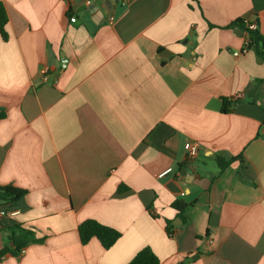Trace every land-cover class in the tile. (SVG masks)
Segmentation results:
<instances>
[{
    "label": "crops",
    "instance_id": "0c3cea01",
    "mask_svg": "<svg viewBox=\"0 0 264 264\" xmlns=\"http://www.w3.org/2000/svg\"><path fill=\"white\" fill-rule=\"evenodd\" d=\"M0 3V185L27 191L0 222L40 240L0 264H129L146 247L160 264H264V60L235 56L246 33L226 28L264 37V0ZM218 155L242 160L214 179ZM177 200L196 201L185 220ZM90 219L121 238L83 245Z\"/></svg>",
    "mask_w": 264,
    "mask_h": 264
},
{
    "label": "trees",
    "instance_id": "16d2710c",
    "mask_svg": "<svg viewBox=\"0 0 264 264\" xmlns=\"http://www.w3.org/2000/svg\"><path fill=\"white\" fill-rule=\"evenodd\" d=\"M7 23L8 17L6 10L0 3V35L5 41L8 40V34L6 31ZM226 28H239L243 32H247V34L249 35V43L247 48L249 50L253 49L257 53V55L264 60V53L262 52L264 48V37L260 34L258 29L253 31L247 29L244 25L243 20H237ZM222 102L223 105L221 112L224 114L230 113L235 103L225 98L222 99ZM5 117L6 114L1 112L0 120L4 119ZM239 159L242 160V157L235 156L226 158L219 155L216 156L215 160L217 162L219 172L217 176L214 177V179L218 178L226 168H228L232 163ZM118 190L119 192H122L123 190H125V187L121 186ZM25 194H27V191L14 187L13 185H0V206L13 204L20 200L23 196H25ZM195 202L196 201L186 203L182 200H177L172 204V207L177 211V215L185 220V213L195 204ZM172 228V222L167 221V231L169 234L172 233ZM1 231L8 232V239L11 245L0 249V260H2L6 255L18 257L22 250H24L26 247L31 244L40 242V240L36 238L33 231L25 229L19 224L3 226L0 222V232ZM78 232L80 241L83 245L88 244L93 238H95L102 244L103 248H105L106 250L113 247L122 236L119 231L91 219L81 223L79 225ZM129 264H160V260L151 248L146 247L142 249Z\"/></svg>",
    "mask_w": 264,
    "mask_h": 264
},
{
    "label": "built area",
    "instance_id": "2783aa9c",
    "mask_svg": "<svg viewBox=\"0 0 264 264\" xmlns=\"http://www.w3.org/2000/svg\"><path fill=\"white\" fill-rule=\"evenodd\" d=\"M88 4H90V1H88ZM76 18L75 17H72L70 19V21L72 23L76 22ZM244 22V25L246 26L247 29L249 30H256L258 29L257 28V24L256 23H253L251 21H248V20H243ZM248 43H249V35L247 34L246 32V41H245V45L242 49L241 52H236L234 53L235 56H239L241 54H244V53H247L248 52ZM187 159H188V162H190L191 164L196 161L197 157H198V154H199V143L196 142V141H187ZM173 170L171 168L167 169L166 171H164L163 173H161L159 175V177H164L168 174H170ZM18 213L17 209H5V208H0V220L1 219H4V218H11L13 217L14 215H16ZM24 250H22L21 253H23Z\"/></svg>",
    "mask_w": 264,
    "mask_h": 264
},
{
    "label": "water",
    "instance_id": "95a60500",
    "mask_svg": "<svg viewBox=\"0 0 264 264\" xmlns=\"http://www.w3.org/2000/svg\"><path fill=\"white\" fill-rule=\"evenodd\" d=\"M242 33V31H240Z\"/></svg>",
    "mask_w": 264,
    "mask_h": 264
}]
</instances>
